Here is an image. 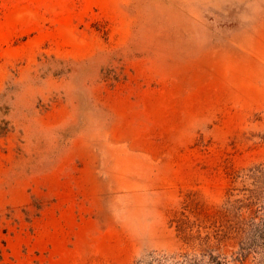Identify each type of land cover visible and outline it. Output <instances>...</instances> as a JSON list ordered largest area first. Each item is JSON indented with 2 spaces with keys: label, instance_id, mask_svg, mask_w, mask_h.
<instances>
[{
  "label": "rangeland",
  "instance_id": "374dc122",
  "mask_svg": "<svg viewBox=\"0 0 264 264\" xmlns=\"http://www.w3.org/2000/svg\"><path fill=\"white\" fill-rule=\"evenodd\" d=\"M0 264H264V0H0Z\"/></svg>",
  "mask_w": 264,
  "mask_h": 264
}]
</instances>
